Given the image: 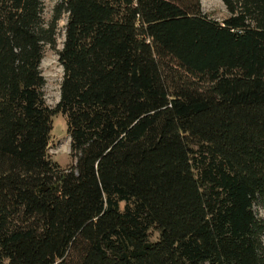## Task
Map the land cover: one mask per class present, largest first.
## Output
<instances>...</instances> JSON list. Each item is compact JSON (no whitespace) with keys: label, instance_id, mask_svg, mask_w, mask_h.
Instances as JSON below:
<instances>
[{"label":"trees","instance_id":"trees-1","mask_svg":"<svg viewBox=\"0 0 264 264\" xmlns=\"http://www.w3.org/2000/svg\"><path fill=\"white\" fill-rule=\"evenodd\" d=\"M222 2L0 0V264H264V0Z\"/></svg>","mask_w":264,"mask_h":264},{"label":"rangeland","instance_id":"rangeland-1","mask_svg":"<svg viewBox=\"0 0 264 264\" xmlns=\"http://www.w3.org/2000/svg\"><path fill=\"white\" fill-rule=\"evenodd\" d=\"M43 1V16L45 20H50L53 8L62 0H42ZM201 9L210 18L221 21L228 16V11L222 0H200ZM67 22V13H63L57 22V45L55 49L46 47L44 57L40 63V70L45 79V84L42 88L44 98L47 105L54 108L60 98V83L63 77V68L58 60V50L61 49L64 40L65 25ZM51 138L47 147L49 157L56 161L62 168H67L74 164V161L69 156L70 138L66 130V122L64 116L60 113L52 117ZM254 210L259 217L264 219V208L254 206ZM156 237L153 233L152 238ZM208 264V263H204Z\"/></svg>","mask_w":264,"mask_h":264}]
</instances>
